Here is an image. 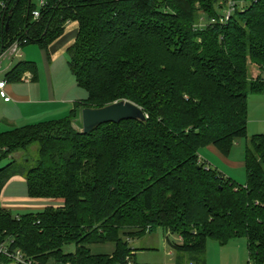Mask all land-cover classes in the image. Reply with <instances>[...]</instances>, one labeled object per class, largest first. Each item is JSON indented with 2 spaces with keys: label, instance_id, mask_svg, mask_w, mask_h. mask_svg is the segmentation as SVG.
Listing matches in <instances>:
<instances>
[{
  "label": "trees",
  "instance_id": "obj_1",
  "mask_svg": "<svg viewBox=\"0 0 264 264\" xmlns=\"http://www.w3.org/2000/svg\"><path fill=\"white\" fill-rule=\"evenodd\" d=\"M226 1L44 0L34 19L32 0H0L3 47L35 43L48 54L66 25L77 24L66 54L87 92L63 117L0 129V163L25 156L0 166V195L20 176L28 197L62 202L17 216L0 206V243L12 240L40 264H129V241L162 228L180 238L166 237L176 264L182 254L205 264L208 239L224 245L240 236L248 263L264 264V133L246 144L243 185L199 158L209 145L228 156L247 139L248 96L264 94V77H248L249 62L264 70V0H238L243 10L236 4L226 24L197 26V11L214 18ZM25 72L37 80V64L20 60L7 83ZM119 100L140 106L146 120L90 133L74 127L80 109ZM105 242L113 253L91 252ZM70 243L74 252H64ZM0 264L13 263L0 256Z\"/></svg>",
  "mask_w": 264,
  "mask_h": 264
},
{
  "label": "rangeland",
  "instance_id": "obj_2",
  "mask_svg": "<svg viewBox=\"0 0 264 264\" xmlns=\"http://www.w3.org/2000/svg\"><path fill=\"white\" fill-rule=\"evenodd\" d=\"M33 5L37 10L41 8V0H32ZM243 3V2H242ZM224 5H222L223 7ZM220 12V9H217V13ZM200 15L199 21L197 24L206 25L210 22V18L206 15ZM38 44L31 43L21 47L19 51L22 56L15 58L12 62V66L16 64L19 60H31L37 63L38 67V82H29V81H20L12 82L9 85H12L13 96H21L27 92V89H30L31 93L35 91L33 99L40 98L46 99L49 95V87L53 84V89L55 97L59 96H69L74 99H81L87 97V92L78 87L75 77L71 73L68 67V55L66 52H61L55 59H52V63L48 59L44 60L43 52ZM43 52V54H42ZM45 56V55H44ZM7 62L4 63V66ZM49 64V65H48ZM258 69L255 65L249 62L248 64V77L249 80L256 77ZM50 83V85H49ZM35 87V88H34ZM34 88V89H33ZM40 90H37L39 89ZM12 101L11 103H4L0 99V119L1 127L3 131L10 130L14 127H20L25 124L38 122L40 118H27V112L32 111V108L29 104H19ZM34 104V103H33ZM32 104V105H33ZM26 116V117H23ZM74 127L76 129L82 128L81 116H78L74 121ZM264 133V94L262 95H249L248 96V106H247V124H246V135L247 139L240 138L233 144V149L231 151L230 159L232 160H241L245 157V147L246 144L249 146V140L252 135L263 134ZM36 148L37 145L34 144L30 147L28 155L30 156L29 162L24 165L28 168L33 165V159L36 157ZM203 153V150L202 152ZM20 164H23V159L25 156H21L20 152L15 153L13 156ZM7 158L1 161L0 166L5 165L11 160ZM213 158V157H212ZM209 162H214L216 165L220 162L217 160H212L209 158ZM215 159V158H214ZM213 164V166L215 165ZM212 166V165H211ZM223 168V166H221ZM225 169L223 173H226L233 181L238 184L246 183V170L244 165L234 164L230 165ZM222 171V170H221ZM27 185L25 181L19 179L9 180L1 194L0 199H4V204H16V203H25L26 200L23 199L26 196ZM14 197H21L22 199L14 200ZM12 198V199H11ZM3 201V200H2ZM49 205L60 206L62 205L61 201H49ZM1 205V204H0ZM29 210H11L13 216L24 214ZM35 211V210H33ZM166 237L169 238L170 242L179 243V237L176 234H166L162 228H157L156 231L152 233H146L142 237L135 238L129 241V246L133 249L132 260L129 259L130 263L135 261L139 264H176L177 252L173 249L170 244L167 242ZM91 252L93 254H111L115 250V244L113 242L105 243H96L90 245ZM75 244L70 243L63 247L64 252H74ZM191 255L182 254L181 255V264H193L192 259L189 257ZM200 257H204L205 264H250L248 263V246L247 239L245 236H240L231 239L228 243L220 245L213 239H208L205 247V252ZM48 264H63L61 262H56L50 260Z\"/></svg>",
  "mask_w": 264,
  "mask_h": 264
},
{
  "label": "crops",
  "instance_id": "obj_3",
  "mask_svg": "<svg viewBox=\"0 0 264 264\" xmlns=\"http://www.w3.org/2000/svg\"><path fill=\"white\" fill-rule=\"evenodd\" d=\"M76 31H77V24L75 22H71V23L67 24L63 34L49 46L48 54L44 53V55H45V56L43 55L44 60L50 59L51 61L49 60L50 61L49 64H51L52 59H55L61 52H63V51L66 52V49L74 41ZM43 52H42V54H43ZM20 56H22V55H20ZM14 60L15 59H13L11 61L10 67H12V62ZM21 60H25V59H21ZM7 66H8V63L4 67H7ZM25 73L30 74L29 72H25ZM258 73L264 77V70L257 72V74ZM21 81L38 82L39 76H38L36 81H32V78L30 80H22L21 79ZM49 85H50V83H49ZM12 87H13L12 85H9V84L7 85V91L12 98L11 101L4 102L2 99L1 100L4 103H11L12 101H14L16 103L15 104L16 106H18L19 104H22V105L23 104H29L30 107L32 108V111L27 112V114H26L27 118H34V117L40 118L38 121L63 117V116L68 114L69 110L73 107V104L75 102H77L81 99H85V98L74 99V98H70L69 96H65V97L59 96L56 98L55 93H54V89H53V84H51L49 87V95L46 99H42V97H40V98L34 97V99H33V95H35V91H34V93L33 92L31 93V88H32L31 86L29 87L30 89H27V92H30V93H26V94L21 95V96H13ZM37 90H40V88ZM78 116H81V109H80V112L78 113L77 117ZM23 117H26V116H23ZM1 121L2 120L0 119V124H1ZM0 127H1V125H0ZM202 150H203V153H201ZM230 155L231 154H229L228 156H225V155L221 154L212 145L206 146L199 151V158L202 161H204L205 163H207L210 166L212 165L211 166L212 168L217 169L219 172H221L226 177H229V176L226 173H223L225 170L223 168H226V167H228L230 165H234V164H239V165L243 164L244 165V159L232 160L229 158ZM208 157L211 158L212 160H217L218 162H220V164H221V166H223V168L221 166H219V164L216 165L217 163L215 164L212 161L209 162ZM213 164H215V165L213 166ZM11 179H19V180L25 181L20 176H13ZM0 197H1V195H0ZM13 199L18 200V199H22V198L21 197H14ZM23 199L26 200L25 203H16V204L5 205L3 203L4 199L1 198L0 199V204H1L0 206L4 209L10 211V212H11V210H29V211L25 212V213H29V212L40 211L49 205L48 200L32 199V198L27 196V192H26V196ZM33 210H35V211H33ZM179 241H180V238H179Z\"/></svg>",
  "mask_w": 264,
  "mask_h": 264
},
{
  "label": "built area",
  "instance_id": "obj_4",
  "mask_svg": "<svg viewBox=\"0 0 264 264\" xmlns=\"http://www.w3.org/2000/svg\"><path fill=\"white\" fill-rule=\"evenodd\" d=\"M243 1L238 0H227L223 7H220V12L217 13L216 17L211 18L208 24H226L230 17L232 16L233 12L235 11L236 4L239 5V8L243 10ZM42 5L44 4V0H41ZM32 17L34 19L39 17V11L34 10L32 12ZM198 27L207 26L203 24H197ZM21 43L18 41H14L12 44L8 45L7 47L0 46V99L4 102L11 101V96L7 91V79L5 77V72L8 71L11 67V61L17 57H20L21 53ZM7 62L8 66L4 67V63ZM22 80H30V74H23L21 77ZM1 125V124H0ZM12 240H6L0 243V256H4L9 258L13 264H40L33 258L26 256L21 249L19 248H11ZM130 264V262H129Z\"/></svg>",
  "mask_w": 264,
  "mask_h": 264
},
{
  "label": "water",
  "instance_id": "obj_5",
  "mask_svg": "<svg viewBox=\"0 0 264 264\" xmlns=\"http://www.w3.org/2000/svg\"><path fill=\"white\" fill-rule=\"evenodd\" d=\"M7 29V24H5ZM3 47V46H1ZM144 122L146 115L137 104L128 100H119L102 107H84L81 109L82 133H90L105 123H119L123 120Z\"/></svg>",
  "mask_w": 264,
  "mask_h": 264
}]
</instances>
